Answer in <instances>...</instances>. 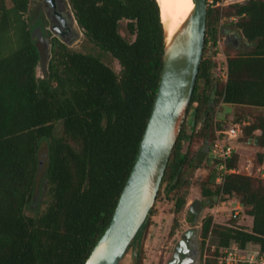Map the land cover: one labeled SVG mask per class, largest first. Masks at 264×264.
<instances>
[{"label":"trees","instance_id":"16d2710c","mask_svg":"<svg viewBox=\"0 0 264 264\" xmlns=\"http://www.w3.org/2000/svg\"><path fill=\"white\" fill-rule=\"evenodd\" d=\"M77 24L98 53L71 49L49 35L48 75L38 74L40 52L33 38L29 0H0V264H83L110 222L134 164L156 89L163 57V25L157 0H68ZM204 49L189 107L192 130L222 136L208 126L219 103L235 106L234 122L247 121L241 138L264 160V0L235 2L221 12L208 3ZM229 17L230 28L219 25ZM121 20L133 36L119 31ZM230 39L233 54L219 64L207 49L218 34ZM116 62V65H113ZM203 80L209 92L197 93ZM189 108V109H190ZM219 133L218 135H215ZM184 125L173 146L157 196L174 200L175 213L187 203L185 167L212 161L199 183L205 204L235 196L251 217L250 228L201 222V237L216 241L204 264L218 261L231 243L264 254V181L237 172L215 181L217 160L203 147L182 153ZM257 138V143H255ZM234 151L225 161L239 168ZM211 204V203H210ZM147 221L134 239L137 241ZM219 253V254H218ZM141 248H138L140 261Z\"/></svg>","mask_w":264,"mask_h":264},{"label":"water","instance_id":"95a60500","mask_svg":"<svg viewBox=\"0 0 264 264\" xmlns=\"http://www.w3.org/2000/svg\"><path fill=\"white\" fill-rule=\"evenodd\" d=\"M192 1L193 8L171 33L162 23V68L136 158L110 222L83 264H119L150 216L168 159L188 111L204 49L207 2ZM38 49V66L43 76H47L48 52ZM201 208V202L195 200L190 211L198 214ZM190 231L186 232L187 236ZM184 244V241L178 243L169 264L179 259V250ZM132 261L138 264L137 244L133 248Z\"/></svg>","mask_w":264,"mask_h":264},{"label":"rangeland","instance_id":"374dc122","mask_svg":"<svg viewBox=\"0 0 264 264\" xmlns=\"http://www.w3.org/2000/svg\"><path fill=\"white\" fill-rule=\"evenodd\" d=\"M245 0H216V4H213V0H208V3H211L217 7H219L221 12L226 11V7L229 4L235 2H243ZM34 1L30 0L29 2V10L25 14L26 18L32 17L35 15V11L39 10V6L33 4ZM208 6V4H207ZM39 13V12H38ZM47 19L43 16L40 18H32L31 23L33 26V38L38 45L39 48L48 52V36L49 34H45L42 32V29L39 24L43 22L46 23ZM229 17L222 16L219 21L220 27L226 26L230 28ZM120 33L127 39H132L127 30H126V20H121L119 24ZM232 38H227L226 35L218 34L216 38V44L212 46L210 49H207L206 52H210L214 59L218 61V64L224 61V57L228 54H233L235 49L231 47ZM216 45H221V53L219 56L216 55L217 50L215 49ZM68 46L71 49L82 51V52H92L98 53L99 49L95 47L83 34L75 39L68 41ZM113 65H116V62H113ZM41 69L38 67V74L41 75ZM218 73V68L213 69L214 77L217 78L216 75ZM205 91L209 92V87L205 85L203 80H199L197 83V93H203ZM195 103H193L192 107H188V111L185 115L182 126L184 125L185 129V137L181 141V151L182 153L189 152V154L197 153L204 145L212 144V136L207 132V135H202L201 132V124L202 121L199 122L194 130H192L193 123V109ZM190 108V109H189ZM223 109L230 110L229 105H222L218 102L209 112L208 126L206 129L209 131L211 128L217 127L220 125L227 128L231 123H233V119L228 117V113H223L221 116L217 114V112H223ZM216 118V119H215ZM182 128V127H181ZM219 133L215 134L218 135ZM222 135V134H221ZM242 136L240 135L238 138L232 141L233 144H238L242 141ZM253 148V152L247 151L242 155H239V172L248 173L259 177L264 181V178L261 177L260 170L258 169V153L262 151L260 147H257L254 144H250ZM249 167L247 170L246 168ZM212 168V161L208 160L206 156L203 157L201 164L198 167H185L184 174L187 179V203L184 208L175 213L174 211V200L171 196L165 194L163 191L157 196L154 201V205L152 207L150 216L147 219V225L143 229L140 237L137 241L133 240L125 253L123 254L119 264H133L132 261V253L134 245L137 244L138 248H141L140 261L138 264H167L171 259L174 246L177 241L181 238L182 233L189 227L196 226L197 228V241H198V263L204 264L205 259L208 257L209 253H212L215 250L216 241L213 236L208 235L205 243L202 242L201 237V222L202 219L208 215L212 216L213 223L221 224V225H236L239 227L250 228L251 225V217L247 215L244 211L242 205H240L235 196H230L225 199L214 198L212 201H208L205 204V208L198 213L195 221H190V214L188 213V207L191 201L195 199H200L201 201H205L206 198L201 195L199 183L201 181L206 180L208 174L210 173ZM211 203V204H210ZM240 206V207H239ZM238 212L236 216L233 215L234 211ZM231 245L236 246L237 244L231 243ZM248 248L251 247V243L246 245ZM219 254V253H218ZM219 261V256H217ZM220 262V261H219Z\"/></svg>","mask_w":264,"mask_h":264},{"label":"flooded vegetation","instance_id":"af4514ba","mask_svg":"<svg viewBox=\"0 0 264 264\" xmlns=\"http://www.w3.org/2000/svg\"><path fill=\"white\" fill-rule=\"evenodd\" d=\"M33 4L39 6V10L35 11V15L31 17L40 18L41 16L47 19L46 23L43 22L39 24L42 32L45 34L51 33V35L57 36L61 41H63L66 45H68V41L79 37L81 34L83 35V30L77 24V21L74 17L73 11L70 7L68 0H32ZM30 2V0H29ZM29 10V9H28ZM39 12V13H38ZM50 35V34H49ZM50 36H48L49 41ZM213 144L203 146V149L207 151L209 157L213 158ZM199 200L202 204V208L200 212L205 208V201ZM191 201L188 207V213L190 214V221H195L198 214H195L190 211V206L195 201ZM199 212V213H200ZM191 230L186 235V232ZM180 241H184L185 244L180 247L179 250V259H177L173 264H197L198 263V241H197V228L189 227L183 233L181 238L177 241L174 246L173 253L171 259L167 264L173 259L176 248L178 247V243Z\"/></svg>","mask_w":264,"mask_h":264},{"label":"built area","instance_id":"2783aa9c","mask_svg":"<svg viewBox=\"0 0 264 264\" xmlns=\"http://www.w3.org/2000/svg\"><path fill=\"white\" fill-rule=\"evenodd\" d=\"M221 45H216V55L219 56L221 53ZM225 61V57H224ZM218 76L221 79H226L227 71L222 63L218 67ZM246 124L243 122H233L224 131L222 136H217L213 143V158L217 160L216 169L217 176L215 181L221 183L225 175L229 173L239 172V168H228L225 161L235 151L232 141L238 138L242 133V126ZM247 170L249 167L246 168ZM250 174V171H248ZM240 207V206H239ZM238 212L234 211L233 215L236 216ZM219 261L225 264H264V254L254 248L240 247L238 245H228L220 249Z\"/></svg>","mask_w":264,"mask_h":264},{"label":"bare ground","instance_id":"6f19581e","mask_svg":"<svg viewBox=\"0 0 264 264\" xmlns=\"http://www.w3.org/2000/svg\"><path fill=\"white\" fill-rule=\"evenodd\" d=\"M161 20L165 28L171 33L193 8L192 0H157Z\"/></svg>","mask_w":264,"mask_h":264},{"label":"crops","instance_id":"0c3cea01","mask_svg":"<svg viewBox=\"0 0 264 264\" xmlns=\"http://www.w3.org/2000/svg\"><path fill=\"white\" fill-rule=\"evenodd\" d=\"M225 103H220V106L224 105ZM229 105L230 110H226L223 109V112H217V114H220V116L224 113H228V111L230 113H228V117L231 119H233L234 117V111H235V106L231 105V104H226ZM216 119V118H215ZM247 123V121H245ZM250 140L249 142H239L238 144H233L235 151L239 153V155H242L243 153L247 152V151H251L253 152V148L250 146ZM258 164V169L260 170L261 173V177L264 178V160L263 163H257Z\"/></svg>","mask_w":264,"mask_h":264}]
</instances>
